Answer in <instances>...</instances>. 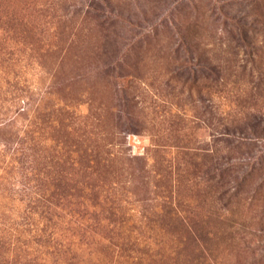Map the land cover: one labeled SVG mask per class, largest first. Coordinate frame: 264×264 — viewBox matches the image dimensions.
<instances>
[{
	"label": "rangeland",
	"instance_id": "rangeland-1",
	"mask_svg": "<svg viewBox=\"0 0 264 264\" xmlns=\"http://www.w3.org/2000/svg\"><path fill=\"white\" fill-rule=\"evenodd\" d=\"M0 239V264H264V0H0Z\"/></svg>",
	"mask_w": 264,
	"mask_h": 264
},
{
	"label": "trees",
	"instance_id": "trees-1",
	"mask_svg": "<svg viewBox=\"0 0 264 264\" xmlns=\"http://www.w3.org/2000/svg\"><path fill=\"white\" fill-rule=\"evenodd\" d=\"M128 218H126L125 220H127ZM175 218H177L175 221H178V222L180 221V225L181 224L182 225L185 224L183 219H181V218H183L182 216H177V217L175 216ZM140 221H143V220H140ZM175 221H174V223H175ZM45 224H46V227H43V228L35 226V228L33 230H31V229L21 230L22 232L27 233L28 235H32L31 238H30V242L28 243L29 246H35L36 243L39 246H44V244H47V242L53 240V234L56 233V231L54 230V228L51 229V230L49 229V226L52 227V224L50 222H47ZM0 241H1V239H0ZM125 262L127 264H141L142 263V259L138 255L130 254L126 258Z\"/></svg>",
	"mask_w": 264,
	"mask_h": 264
}]
</instances>
